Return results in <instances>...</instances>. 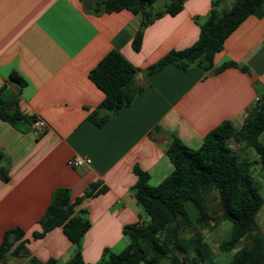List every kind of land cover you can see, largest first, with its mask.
I'll return each instance as SVG.
<instances>
[{"label": "crops", "instance_id": "crops-1", "mask_svg": "<svg viewBox=\"0 0 264 264\" xmlns=\"http://www.w3.org/2000/svg\"><path fill=\"white\" fill-rule=\"evenodd\" d=\"M233 2L187 0L180 13L144 30L137 52L132 41L141 18L128 10L96 13L97 0H0V89L7 84L17 95L9 79L18 73L26 82L18 105L33 118L17 127L0 121L2 166L9 168V180L0 177V244L7 230L25 233L20 254H8L0 264H29L31 258L69 262L76 245L62 228L40 239L34 233L42 231L40 220L56 189H70L74 201L92 184L105 191L76 207L87 211L91 223L81 241L84 261L97 264L106 248L121 252L129 244L124 227L149 220L133 191L134 168L157 186L173 171L166 153L173 137L198 149L222 122L243 126L264 94V14L248 17L228 37L213 69L169 64L148 75L169 52L198 40L214 3L222 11ZM120 37V52L138 69L127 90L135 97L98 127L89 116L105 94L89 74ZM229 63L235 66L215 73ZM37 120L46 123L39 134L33 130ZM74 158L92 163L74 168L68 164Z\"/></svg>", "mask_w": 264, "mask_h": 264}, {"label": "trees", "instance_id": "trees-1", "mask_svg": "<svg viewBox=\"0 0 264 264\" xmlns=\"http://www.w3.org/2000/svg\"><path fill=\"white\" fill-rule=\"evenodd\" d=\"M159 0H97L94 12L115 13L128 10L140 16L141 23L134 35L132 46L140 51L144 30L155 20L180 13L187 0H168L164 7L154 10ZM213 4V14L201 27L198 40L189 48L173 50L149 68L148 75L173 64L182 70L197 66L205 71L214 67V59L223 49L228 37L250 16L264 14V0H234L222 11ZM122 39L89 74L90 80L105 94L103 102L93 110L89 120L101 127L122 108L129 106L135 95L128 94L138 74L120 52ZM229 63L215 70L218 73ZM243 70H247L244 68ZM9 83L16 85L17 95L26 82L18 73L10 75ZM5 84L0 89V121L17 127L19 123H32L33 118L22 113L18 96ZM264 133V94L256 99L243 126L238 129L232 122L224 121L211 130L198 149L185 145L173 137L167 148V156L173 164L172 173L159 185L149 183V175L139 167L134 168L137 182L133 187L139 203L147 213L146 223L126 225L124 235L129 238L128 246L116 253L106 248L97 264H216L205 233L212 231L215 221L211 212L209 194H217L222 210V218L231 224L228 237L223 240L221 252L232 253L226 264H264V234L257 223V213L264 200L254 185L251 169L253 162L237 145L254 148L264 167V144L259 141ZM6 155L0 150V177L9 180L8 166H2ZM98 184L90 185L84 195L72 200L68 188H58L45 215L40 220L42 231L34 233V238H44L56 228H62L68 239L76 245L71 260L64 264H88L84 261L81 241L91 227L87 211H76L84 200L105 189ZM25 233L22 229L7 230L0 244V260L8 254L18 256L23 248ZM244 242V243H243ZM242 246L240 247V245ZM29 264H58L55 259L41 262L31 258Z\"/></svg>", "mask_w": 264, "mask_h": 264}, {"label": "rangeland", "instance_id": "rangeland-1", "mask_svg": "<svg viewBox=\"0 0 264 264\" xmlns=\"http://www.w3.org/2000/svg\"><path fill=\"white\" fill-rule=\"evenodd\" d=\"M168 3V0H159L154 6V10L164 7ZM259 141L264 144V133L260 136ZM230 146L234 150H240L244 156H247L254 164L251 169V174L253 177L254 185L259 190L263 200H264V167L260 163L259 155L256 150L251 147H246L244 143L237 145L235 141L230 142ZM209 200L212 209V216L215 221L212 222L215 225L212 231L206 232V240L211 246L214 255V262L216 264H226L230 261L232 253L221 252L219 249L220 243L225 240L231 230V224L222 218L221 205L219 203L217 194L211 192L209 194ZM257 223L260 231L264 234V203L260 208L256 216ZM244 243V242H243ZM242 244L240 245V247ZM161 264H170L169 260H163Z\"/></svg>", "mask_w": 264, "mask_h": 264}, {"label": "built area", "instance_id": "built-area-1", "mask_svg": "<svg viewBox=\"0 0 264 264\" xmlns=\"http://www.w3.org/2000/svg\"><path fill=\"white\" fill-rule=\"evenodd\" d=\"M45 127H46V123L42 120H37L33 124V130L37 134L42 133ZM91 163L92 161L90 158H74V159H70L68 162L69 166L74 167V168H79V167H83L86 165H90Z\"/></svg>", "mask_w": 264, "mask_h": 264}]
</instances>
